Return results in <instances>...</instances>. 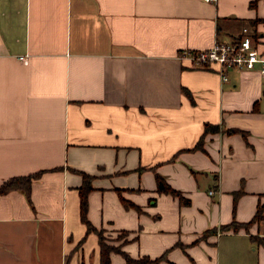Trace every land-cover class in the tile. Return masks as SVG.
<instances>
[{
	"label": "crops",
	"instance_id": "1",
	"mask_svg": "<svg viewBox=\"0 0 264 264\" xmlns=\"http://www.w3.org/2000/svg\"><path fill=\"white\" fill-rule=\"evenodd\" d=\"M263 18L264 0H0V186L38 174L0 193V264H100L83 175L88 221L132 259L264 264V218L221 229L264 217V76L180 58L243 28L264 54Z\"/></svg>",
	"mask_w": 264,
	"mask_h": 264
},
{
	"label": "trees",
	"instance_id": "2",
	"mask_svg": "<svg viewBox=\"0 0 264 264\" xmlns=\"http://www.w3.org/2000/svg\"><path fill=\"white\" fill-rule=\"evenodd\" d=\"M256 22L264 23V18L259 19ZM208 131H213V132L217 131V127L206 125L203 136L199 140V142L196 144L194 149L201 147V141L204 135ZM37 176L38 174H32V175H27V176L10 178L2 183V185L0 186V193H5L10 190H22L23 192L28 193L32 179H35ZM83 178H84L83 180L84 182H83L82 187L80 188V203H79L80 220L86 226L87 233L94 232L98 236V243H99V250H100V264H111L110 263L111 253L121 254L126 260L127 264H158L159 261L162 259V257L155 258V259H150L148 257L132 259L123 250H121V245L116 246V245L110 244L108 242L109 239L104 235L103 230H97L95 227L91 225V223L87 219L86 213H87V206H88L87 205V195L92 189V187L90 185V177L87 175H83ZM156 182H157L158 191L169 193L173 196L178 197L180 200L182 199L181 194L177 190H174L173 188H171L162 177L157 175ZM185 202L187 203L188 200H185ZM262 209H263L262 206H260L256 214L253 216V218L247 223L232 222L228 225L222 226L221 229L223 231H233V232H237L240 228L247 229L254 222L259 221L260 219L264 218L262 216ZM257 239L258 238L252 237V240L254 241Z\"/></svg>",
	"mask_w": 264,
	"mask_h": 264
},
{
	"label": "built area",
	"instance_id": "3",
	"mask_svg": "<svg viewBox=\"0 0 264 264\" xmlns=\"http://www.w3.org/2000/svg\"><path fill=\"white\" fill-rule=\"evenodd\" d=\"M180 58L189 60L193 68L215 65L222 81L227 79V71L231 68L249 71L257 69L264 76V54L259 52L254 40L247 34V28H243V35L234 42L215 41L205 50L184 51ZM209 194H213V191H209Z\"/></svg>",
	"mask_w": 264,
	"mask_h": 264
},
{
	"label": "rangeland",
	"instance_id": "4",
	"mask_svg": "<svg viewBox=\"0 0 264 264\" xmlns=\"http://www.w3.org/2000/svg\"><path fill=\"white\" fill-rule=\"evenodd\" d=\"M257 245H255V243H254V245H253V247H256Z\"/></svg>",
	"mask_w": 264,
	"mask_h": 264
}]
</instances>
